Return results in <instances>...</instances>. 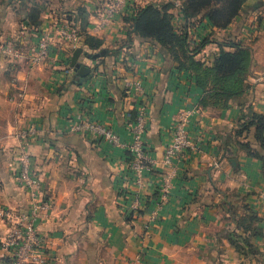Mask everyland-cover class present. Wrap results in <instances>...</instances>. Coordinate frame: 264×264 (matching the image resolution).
Here are the masks:
<instances>
[{
	"label": "crops",
	"instance_id": "obj_1",
	"mask_svg": "<svg viewBox=\"0 0 264 264\" xmlns=\"http://www.w3.org/2000/svg\"><path fill=\"white\" fill-rule=\"evenodd\" d=\"M106 1L0 0V42L10 41L18 52L0 54V207L31 206L16 181L14 132L32 126L37 133L27 149L42 194L51 201L37 223L44 240L42 264H264V148L254 127L237 134L242 114H264V22L258 20L264 19V0H246L224 29L204 18L189 30L191 49L209 38L197 55L208 65L222 38L251 48L249 86L226 108L201 107L203 92L192 73L177 69L157 44L130 37L133 15L116 18L103 32L93 31L96 8ZM166 1L132 0L130 9ZM171 11L175 25L183 24L179 9ZM28 14L36 15V24ZM61 25L74 27L78 39L60 41L55 30ZM36 31L47 33L55 45L40 64L30 66ZM87 35L102 40L100 49L86 44ZM77 47L84 52L78 61L90 68L81 83L70 65ZM101 49L105 55L96 59L85 54ZM182 107L194 108L189 132L196 147L175 163L170 194L160 210L154 201L161 171L144 172L139 186L127 150L67 131L71 121L89 118L126 141L128 124L145 109L146 150L160 159ZM252 215L256 220L251 222ZM238 219L262 231L251 238L260 252L256 256L237 252L227 236ZM8 225L0 218V240ZM4 260L0 250V264Z\"/></svg>",
	"mask_w": 264,
	"mask_h": 264
},
{
	"label": "built area",
	"instance_id": "obj_2",
	"mask_svg": "<svg viewBox=\"0 0 264 264\" xmlns=\"http://www.w3.org/2000/svg\"><path fill=\"white\" fill-rule=\"evenodd\" d=\"M131 6L132 0H107L96 8L97 15L91 25L92 30L103 32L116 18L133 15L135 10L131 12ZM55 31L60 41L75 42L78 39L76 30L67 25L58 26ZM36 33L38 39L28 58L30 66L40 64L55 45L48 38L47 33L43 31H36ZM0 54L8 57L18 56V52L10 41L0 42ZM19 95L22 96V91ZM193 114L194 108L192 107H182L177 110L170 139L160 159H152L146 150L145 109L140 110L135 121L128 124L129 136L126 141L122 140L120 134L114 129L89 118L71 121L67 126V131L84 134L103 141L110 147H122L127 150L130 155L129 167L135 174V183L139 186L144 183V172L161 171L162 182L154 201L155 210H160L170 194L172 179L176 175L175 163L189 150L196 147L189 132ZM36 133L37 129L32 126L14 132V137L17 138L16 181L30 197L31 206L28 209L17 211L0 207V218L9 224L0 240V250L5 257L3 264H42L44 262V240L38 232L37 223L41 213L50 208L51 201L42 194L41 179L32 167V159L27 149L30 138ZM262 199L264 200V194H262ZM131 208L137 209V203L133 202Z\"/></svg>",
	"mask_w": 264,
	"mask_h": 264
},
{
	"label": "trees",
	"instance_id": "obj_3",
	"mask_svg": "<svg viewBox=\"0 0 264 264\" xmlns=\"http://www.w3.org/2000/svg\"><path fill=\"white\" fill-rule=\"evenodd\" d=\"M246 0H167L160 3H147L138 6L130 21L129 36H138L142 41L155 43L159 50L168 55L176 68L189 71L195 76L196 84L202 89L201 107L226 108L229 103L244 94L248 88L252 52L248 46L230 40L228 37L217 42L219 51L213 64L208 65L197 57L201 49L209 42L204 39L197 47L191 49L188 43L190 28L207 18L216 28H226L238 15ZM172 8H178L184 23L176 26ZM82 18L83 14L80 13ZM30 23L36 24V15L28 14ZM70 21V18H67ZM74 22H77L73 19ZM259 21L264 19L259 17ZM75 30V28L73 27ZM216 40V38H214ZM86 44L92 49H100L102 40L86 36ZM254 127L255 139L264 148V114L253 110L242 114L237 125V134L247 133ZM243 146L251 155L248 143ZM256 220L250 216L249 221ZM262 234L258 227H253L247 220H236L235 229L227 236L237 252L245 256H256L260 252L252 244L251 238Z\"/></svg>",
	"mask_w": 264,
	"mask_h": 264
},
{
	"label": "water",
	"instance_id": "obj_4",
	"mask_svg": "<svg viewBox=\"0 0 264 264\" xmlns=\"http://www.w3.org/2000/svg\"><path fill=\"white\" fill-rule=\"evenodd\" d=\"M84 53L83 49L81 47H77L74 51L73 54L71 56L70 59V65L71 67H73L76 72L77 75L75 76V79H77L80 83L83 81L84 77L90 72V68L84 65H81L80 62L78 61L79 56ZM86 56L88 58L91 59H96L100 56H104L105 55V49H101L98 52L94 53V54H87L85 53ZM78 76V78H77Z\"/></svg>",
	"mask_w": 264,
	"mask_h": 264
},
{
	"label": "rangeland",
	"instance_id": "obj_5",
	"mask_svg": "<svg viewBox=\"0 0 264 264\" xmlns=\"http://www.w3.org/2000/svg\"><path fill=\"white\" fill-rule=\"evenodd\" d=\"M258 32H259V30H258ZM258 32H256V34H257ZM249 74H250V69H249ZM249 74H248V75H249ZM247 78H248V77H247Z\"/></svg>",
	"mask_w": 264,
	"mask_h": 264
}]
</instances>
